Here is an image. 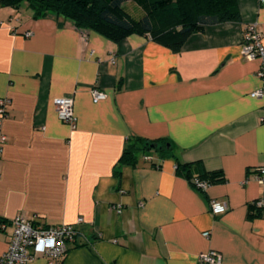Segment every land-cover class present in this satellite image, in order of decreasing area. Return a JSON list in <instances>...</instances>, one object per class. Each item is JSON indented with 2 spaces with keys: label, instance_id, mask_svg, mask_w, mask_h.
Instances as JSON below:
<instances>
[{
  "label": "crops",
  "instance_id": "obj_1",
  "mask_svg": "<svg viewBox=\"0 0 264 264\" xmlns=\"http://www.w3.org/2000/svg\"><path fill=\"white\" fill-rule=\"evenodd\" d=\"M236 6L240 23L206 26L176 54L149 36L115 43L62 18L35 20L28 3L0 5V260L23 217L77 228L63 264H199L210 252L264 264V219L249 217L264 194V96H252L261 63L241 53L251 24L264 42V0ZM93 90L106 99L95 103ZM60 98L74 101L75 130L57 115ZM135 139L169 140L172 153L127 166ZM177 163L222 180L201 191ZM212 201L227 212L214 216Z\"/></svg>",
  "mask_w": 264,
  "mask_h": 264
},
{
  "label": "trees",
  "instance_id": "obj_2",
  "mask_svg": "<svg viewBox=\"0 0 264 264\" xmlns=\"http://www.w3.org/2000/svg\"><path fill=\"white\" fill-rule=\"evenodd\" d=\"M24 3H28L35 20L62 18L79 30L93 31L115 43L133 34L149 36L176 54L190 36L203 33L206 26L241 22L236 0H0L2 8L14 10ZM126 3L135 5L138 16L126 11ZM147 152L165 159L172 147L166 139H135L127 144L121 162L133 167L138 162L137 154ZM176 171L192 186L194 180L208 182L210 186L222 180L220 173L193 176V165L177 163ZM116 177L120 182L119 172ZM249 217H262L261 209L253 205Z\"/></svg>",
  "mask_w": 264,
  "mask_h": 264
},
{
  "label": "built area",
  "instance_id": "obj_3",
  "mask_svg": "<svg viewBox=\"0 0 264 264\" xmlns=\"http://www.w3.org/2000/svg\"><path fill=\"white\" fill-rule=\"evenodd\" d=\"M32 32H26L25 37L30 38ZM242 56L249 60H258L261 63L257 72V77L262 81L263 89L252 94L259 98L264 96V42L263 35L259 31L257 24L249 25L244 34L241 47ZM93 100L95 103L106 99V95L93 90ZM8 100L0 99V154L7 142V136L3 133V122L7 117ZM57 115L63 123L76 129L77 119L74 115V101L72 98H60L54 101ZM151 160V159H150ZM256 180L264 187V165L257 170ZM1 174V171H0ZM195 188L206 191L210 184L205 181L194 180ZM262 211L264 219V194L254 204ZM210 211L214 216H219L227 212V207L220 201H212ZM0 228L5 229L7 222L0 221ZM83 223V219H78L77 224ZM12 233L9 239L7 251L3 254L0 264H27L38 259H45L46 264H63L68 253L69 245L74 243L79 232L74 225L62 224L58 226H44L34 221H29L23 217H17L10 223ZM209 237V233L203 235ZM199 264H221V256L216 252H210L199 256Z\"/></svg>",
  "mask_w": 264,
  "mask_h": 264
},
{
  "label": "rangeland",
  "instance_id": "obj_4",
  "mask_svg": "<svg viewBox=\"0 0 264 264\" xmlns=\"http://www.w3.org/2000/svg\"><path fill=\"white\" fill-rule=\"evenodd\" d=\"M124 7H125L126 11H128L130 14L138 16L137 15L138 11L136 12V8H135L134 4L126 3V4H124Z\"/></svg>",
  "mask_w": 264,
  "mask_h": 264
}]
</instances>
